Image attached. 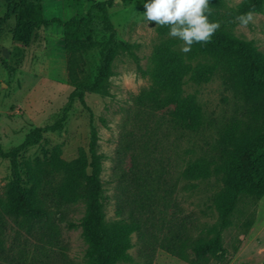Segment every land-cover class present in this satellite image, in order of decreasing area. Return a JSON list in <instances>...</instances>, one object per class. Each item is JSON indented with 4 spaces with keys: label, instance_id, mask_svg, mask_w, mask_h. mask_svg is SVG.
<instances>
[{
    "label": "rangeland",
    "instance_id": "rangeland-1",
    "mask_svg": "<svg viewBox=\"0 0 264 264\" xmlns=\"http://www.w3.org/2000/svg\"><path fill=\"white\" fill-rule=\"evenodd\" d=\"M96 1L101 0H41L30 4L31 15L36 21L53 17L65 20ZM147 2L131 0L124 4L114 0L109 8L118 38L131 45L133 54L120 51L111 61L107 93H86L85 102L97 131L106 221L119 219V209L127 216L131 209L128 201L138 198L142 190L151 199L143 218L147 219L146 226L151 223L153 227L133 232L129 249L132 260L115 264H192L160 248L157 242L179 227L188 243L210 237L218 220L215 197L222 189L219 167L223 140L233 123L247 118L224 70L208 80L191 79L214 58L192 47L184 53V42L169 35L170 26L145 19ZM241 2L222 0L217 22L223 23ZM12 6L13 0H0V19ZM253 14V22L247 27L237 21L226 29L235 38L252 41L264 54V6ZM14 25L12 16L0 25V54L13 67V76L8 79L0 64V145L4 149L20 143L31 129L51 121L76 85L93 80L106 39L98 31L94 47L69 53L57 23L34 30L27 43L12 39ZM175 54L186 63L182 94L194 95L202 109L204 122L195 131L172 121L173 103L164 107L149 104V93L162 81V66ZM89 122L90 112L76 102L64 129L45 135L23 159L41 158L44 151L52 150L66 161L81 152L88 157ZM189 168L195 173L189 174ZM136 177L140 187H135ZM9 180L8 160L0 156V264H85L87 244L81 228L69 226L77 224L84 214V202L52 207L50 222L26 225L2 209ZM145 244L152 249H146ZM222 244L224 258L207 256L197 264H264V195L258 200L240 195L222 231ZM185 251L189 254L188 249Z\"/></svg>",
    "mask_w": 264,
    "mask_h": 264
},
{
    "label": "trees",
    "instance_id": "trees-1",
    "mask_svg": "<svg viewBox=\"0 0 264 264\" xmlns=\"http://www.w3.org/2000/svg\"><path fill=\"white\" fill-rule=\"evenodd\" d=\"M40 1L13 0L11 9L0 19L1 25L9 16L14 18L13 40L27 43L34 30L52 23L62 27L64 46L69 53L94 47L98 31L103 32L106 39L99 50V62L93 80L76 85L51 121L31 129L20 143L9 149L0 145V156L8 160L10 169L5 198L1 201L2 209L20 223L42 224L52 220V207L58 209L62 205L82 201L85 205L84 214L77 224L69 223V226L81 228V235L87 244L85 264L129 262L132 260L129 253L132 247L131 234L140 232L143 227L147 231L153 227L151 223L146 226L147 219L143 218V212L149 211L151 199L142 190L138 198L133 197L128 201L131 209L127 216H123L119 209V219L111 223L106 221L105 197L100 180L101 161L96 152L97 131L85 95L107 93L112 59L120 51L133 54L131 45L118 38L110 19L109 8L113 6L114 0L93 2L85 11L74 13L65 20L53 17L36 21L31 15L30 4ZM130 1L121 0L124 4ZM221 2L209 0L211 14L205 13L209 22H217ZM263 6L264 0H242L228 13L210 42L193 43L191 46L214 58L211 65L196 71L191 79L196 82L208 80L218 70H224L230 87L243 102V114L247 118L233 123L223 140L219 167L222 189L215 197L218 220L211 229L210 237L197 238L188 243L187 236L179 227L176 233L157 242L160 248L192 264H197L198 259L207 256H215L219 260L224 258L226 250L222 244V231L228 225L238 198L246 194L258 200L264 195V54L256 49L252 41L235 38L226 29L229 24L239 21L238 16L249 11L261 12ZM0 64L6 70L7 78H12L13 67L1 54ZM185 68L183 58L176 54L167 59L160 70L162 81L158 89L149 93V104L164 107L173 103L170 110L172 121L183 129L195 131L203 125V113L194 95L182 94ZM138 69L141 74H147L139 65ZM76 102L90 112L88 157L81 152L79 157L66 161L59 157L56 150H52L44 151L41 158L23 159L24 154L38 145L45 135L64 129ZM187 172L194 174L195 169L189 168ZM135 180V187H140V179L136 177ZM149 246L145 244L146 249Z\"/></svg>",
    "mask_w": 264,
    "mask_h": 264
},
{
    "label": "clouds",
    "instance_id": "clouds-1",
    "mask_svg": "<svg viewBox=\"0 0 264 264\" xmlns=\"http://www.w3.org/2000/svg\"><path fill=\"white\" fill-rule=\"evenodd\" d=\"M144 17L148 22L170 26L169 35L184 42L182 51H191L193 43H208L220 28L219 22H209L211 14L209 0H148L144 4ZM241 27L253 22L254 14L249 11L237 17Z\"/></svg>",
    "mask_w": 264,
    "mask_h": 264
}]
</instances>
